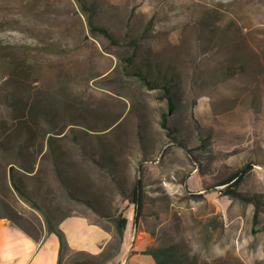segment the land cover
<instances>
[{
  "label": "rangeland",
  "instance_id": "1",
  "mask_svg": "<svg viewBox=\"0 0 264 264\" xmlns=\"http://www.w3.org/2000/svg\"><path fill=\"white\" fill-rule=\"evenodd\" d=\"M86 2L118 45L90 32L77 0H0V219L39 236L45 215L55 226L85 216L113 232L106 259L122 215L141 248L264 264V0ZM129 40L132 67L168 83L172 134L159 124L162 88L125 69ZM244 167L248 202L216 185ZM136 178L134 226L124 194ZM68 230L95 235L78 220ZM75 258L64 251L63 263Z\"/></svg>",
  "mask_w": 264,
  "mask_h": 264
},
{
  "label": "trees",
  "instance_id": "2",
  "mask_svg": "<svg viewBox=\"0 0 264 264\" xmlns=\"http://www.w3.org/2000/svg\"><path fill=\"white\" fill-rule=\"evenodd\" d=\"M80 9L84 12H86V23L90 30V32H97L101 35H103L110 44L112 45H118L119 40L104 26L95 24L93 20V13L94 8L91 4L87 3L86 0H77ZM128 48H129V54L123 56L124 66L125 69H128V73L134 75L136 78H138L144 85H146L149 89L154 88H162V94L160 95L159 99L166 101V110L162 111L160 113V119L159 124L163 129H166L168 134H172L171 128H169L168 125V116L169 114L173 113L175 110V103L173 101L172 95L170 93V89L168 86V83L166 82V79L164 77H161L160 79H149L147 75L141 71L140 69H136L132 67V63L135 58V52H136V41L135 40H129L128 41ZM184 146V145H183ZM247 167H250L247 165ZM246 167V168H247ZM249 169V168H248ZM13 168L10 167V174L12 172ZM247 172V170L244 168H241L239 170H236L232 172L228 177L225 179L219 181L216 185H225V189L229 194L232 196L239 198L243 201H251L252 198L248 196L247 194L240 192L237 190V187L239 183L241 182L244 174ZM12 186L14 189L19 193L22 194L20 188L15 184L12 180ZM143 194V183L141 179L136 178L131 187L129 188L128 192H125V198L133 204L134 207V216H133V224L134 226L138 222V216L140 214L141 208H142V197ZM88 205H91L90 202L86 201ZM92 206V205H91ZM257 207L255 206L254 211V221H256L257 217ZM69 216V215H68ZM114 222V228H115V237H116V248L119 247L122 237L124 234V230L127 225V218L118 215L114 219H112ZM45 223H46V232L47 233H54L58 240L60 245V251H59V257L57 264H65L63 263V257L62 252L67 250V244L64 237L63 232L53 223L51 222L50 218L45 215ZM143 254H149L153 259V264H192L190 261H187L183 257L178 256L172 247H157V248H147L142 251ZM77 258L71 262V264H104L105 258H100L98 256H93L89 253L78 251L74 253Z\"/></svg>",
  "mask_w": 264,
  "mask_h": 264
},
{
  "label": "crops",
  "instance_id": "3",
  "mask_svg": "<svg viewBox=\"0 0 264 264\" xmlns=\"http://www.w3.org/2000/svg\"><path fill=\"white\" fill-rule=\"evenodd\" d=\"M78 220L82 226H91L95 235L89 243L80 241L68 230V224ZM69 222V223H68ZM64 234L67 250L73 253L83 251L93 256H100L112 238L113 232L96 223H92L85 216L69 215L57 222L56 225ZM137 238H130L128 230L125 228L122 241L118 248L110 253L104 264H153V259L149 254L133 253L127 257L129 251H139L144 248L143 243ZM143 240L146 238L143 237ZM76 239L77 241H75ZM146 247V246H144ZM148 248V247H146ZM145 248V249H146ZM60 245L54 233L43 231L39 236H33L24 231L19 226L12 224L8 219H0V264H57ZM64 251L62 252V257Z\"/></svg>",
  "mask_w": 264,
  "mask_h": 264
}]
</instances>
